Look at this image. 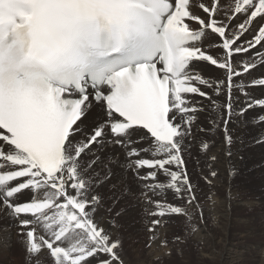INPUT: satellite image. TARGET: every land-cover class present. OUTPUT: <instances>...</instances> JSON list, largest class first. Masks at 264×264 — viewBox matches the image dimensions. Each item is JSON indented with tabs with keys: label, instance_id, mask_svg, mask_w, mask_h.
<instances>
[{
	"label": "snow or ice",
	"instance_id": "6c2138e0",
	"mask_svg": "<svg viewBox=\"0 0 264 264\" xmlns=\"http://www.w3.org/2000/svg\"><path fill=\"white\" fill-rule=\"evenodd\" d=\"M31 16V51L21 35L5 61L0 45V213L17 229L25 264H124L121 240L97 219L99 188L111 170L95 172L96 145L117 146L139 183L152 218L148 246L177 219L188 235L197 232V189L201 181L211 187L219 173L209 142L201 140L205 162L193 182L184 157L194 128L216 133L222 126L230 157L233 117L252 112L264 126V98L248 91L264 89V77L251 75L264 66V0L224 7L220 0H34ZM137 22L148 29L141 45L129 42ZM99 34L119 55L87 47ZM207 65L214 79L202 74ZM234 90L245 98L239 108ZM93 104L103 118L81 139ZM202 112L209 129L197 123Z\"/></svg>",
	"mask_w": 264,
	"mask_h": 264
},
{
	"label": "bare ground",
	"instance_id": "6f19581e",
	"mask_svg": "<svg viewBox=\"0 0 264 264\" xmlns=\"http://www.w3.org/2000/svg\"><path fill=\"white\" fill-rule=\"evenodd\" d=\"M204 2L207 3L208 0H204ZM229 2L230 0H220L222 7ZM23 10L32 13L34 10V4L28 8H23ZM201 15L205 14L201 13ZM220 18H223L222 14ZM233 23H237V21H234ZM189 24L193 29L198 27L195 22L189 21ZM246 36L250 38L251 33H247ZM23 41L24 45L28 46V41L26 39ZM205 50L212 52L215 51V49L208 48H205ZM202 74L211 79L216 77V71L213 70V66L211 65H207ZM251 75L255 77H264V66L255 69ZM248 91L254 98H264V89L250 88ZM196 99L202 100L200 97H197ZM217 99H220L223 104L224 101L221 98ZM244 99L245 98L240 91H233V104L236 108L242 106ZM204 103L207 104L208 102L205 101ZM255 111L258 112L259 109H256ZM252 115L253 113L250 112L246 117L239 119L233 117L232 122L228 125V131L232 137V148L236 153L235 154L231 151L232 155L228 160L226 159L228 163L227 161L225 163L222 158L224 156H222L223 151L225 152V148H227L223 139L222 126L221 130L216 133L211 131L201 132L197 131L195 128L193 130L195 139L191 142L189 152L186 153L184 157L187 161L188 172L190 176L193 177V182H196V177L199 175L198 169L203 167L205 162L204 157L200 152L201 140H207L209 142L210 152L208 155H215L217 157L215 168L219 173L218 177L213 180L211 187L202 181L200 182L196 195L198 201L203 203L201 206L203 220L200 221L199 215L197 214L195 222L198 225V231L187 237V240H189V243L191 242V244H193V247L196 248L197 246L198 251L196 260H199L198 262L201 261V264H247L243 259V245L244 240L247 238V234L237 232L235 235L231 233V229L236 223L247 225L249 220L252 221L254 219H251L252 217L249 218L247 214L245 216H240V212H236L239 213V216H236L234 214L236 209L242 211L247 209L255 210L257 204L264 205V191H260L261 189H264V177H261L264 174V166L262 164L264 161V143L258 142L264 140V138L256 137L257 139L254 140L250 131L254 130L255 132V130H258L261 132V136H264V126H261L257 120L252 119ZM102 118L103 112L98 106L93 104L86 117L83 118L81 133L78 134L80 138L83 139ZM216 118H219L218 115ZM197 123L200 127L209 129L211 125L208 113H200ZM2 131L3 130H0V132ZM92 151L95 154V157H99L95 165V172L103 176L111 170L110 178L99 188L102 196L103 193L104 196L103 205L99 209L97 219L103 226L110 230L113 238L118 237L121 240L122 247L129 250L127 254L128 256H124L121 253L124 264H156L158 262L155 260L159 257L167 258L175 251H180L181 249L174 251L173 247V238L179 236L183 229V225L179 219L174 223L166 225L165 228L158 229V240L151 246H148V233L146 232L148 225L146 222L152 218L145 212L146 205L141 197V187L135 180L131 170L126 167V159L122 154V151L117 146L111 144L105 146H93ZM194 160H199V164ZM229 169L233 170L234 174H245L247 170H250L251 174L245 176L246 179L247 177L249 179L248 181H245L249 185L238 183L237 186L235 179L236 175L229 176ZM254 175L259 176L258 181L253 179ZM247 186L251 189H255V191L250 194L247 190ZM238 188L240 190L237 193ZM29 195L30 194L22 197V200H27ZM173 203H175V201H173ZM242 213L244 212H241V214ZM255 214L258 215L257 220H264L263 212L254 213V216ZM253 221L255 222V219ZM205 223L210 224L211 228L209 229ZM218 224L222 227L221 230L219 229V232L216 233L217 231L215 228ZM2 228L4 229V232H2ZM210 230L212 231L211 234ZM165 238L169 242L168 246L160 247V241ZM18 239L17 229L14 223L0 213V246L6 257H14V261H16L15 264H19L18 260L21 259V256L19 255L21 250L23 253L21 243ZM15 242L18 245L14 248L13 244ZM257 246L259 247L262 245L258 244ZM253 247H251V249ZM17 249H19L20 253L17 252ZM257 249L258 248H256V250ZM182 251L180 252L183 253ZM169 252H171L170 255H168ZM259 252L261 257L264 256V245ZM14 253L18 254L15 255ZM23 254L22 256H24ZM261 257L259 258L261 259ZM257 258L253 256V261L250 264L258 263L257 260L259 259ZM260 264H263L262 261Z\"/></svg>",
	"mask_w": 264,
	"mask_h": 264
},
{
	"label": "rangeland",
	"instance_id": "374dc122",
	"mask_svg": "<svg viewBox=\"0 0 264 264\" xmlns=\"http://www.w3.org/2000/svg\"><path fill=\"white\" fill-rule=\"evenodd\" d=\"M251 131V134H252V137L254 138V140H256L258 137H260V138H264V136L262 135L261 136V132L260 131H256L255 130V132H254V130L252 131V130H250ZM257 137V138H256ZM232 146H233V144L231 145V148H232ZM226 149V148H225ZM231 151L233 152V153H235V150L232 148L231 149ZM226 151L224 152L223 151V154H222V158H223V161H225V163H226V161L229 159V156H227L226 154ZM236 154V153H235ZM227 159V160H226ZM195 161V160H194ZM198 160H196L195 162H197ZM191 162L193 163V161L191 160ZM227 163H228V161H227ZM263 166H264V161H263ZM240 165V164H239ZM251 174V172H250V170H247V172H245V174H234V175H236L235 176V179H236V185L238 186V183H242V184H245V185H249L248 183H246L245 181H248L249 179H248V177H247V179H246V177L245 176H247V175H250ZM261 177H264V174L261 176ZM233 178V177H232ZM257 178V179H256ZM244 179H246V180H244ZM253 179H255L256 181H258L259 180V176H255L254 175V177H253ZM240 189L238 188L237 189V193H238V191H239ZM247 190L250 192V194L253 192V191H255V189H251V188H249L248 186H247ZM260 191H264V189H261ZM236 195V194H235ZM263 195H264V192H263ZM103 196H104V193H103ZM113 200V199H112ZM111 200V201H112ZM199 204H200V207L203 205V203L202 202H199ZM113 205H114V203H113ZM113 205H111V206H113ZM115 206V205H114ZM263 209V210H262ZM258 210H260V211H258ZM249 213H251V214H249ZM235 213V215L236 216H239V213H236V212H240V216H242V215H248L249 216V218H251V219H255V222L252 220V221H248L246 224L247 225H240V224H234L233 226H232V231H231V233H233V234H237V232H243L244 234H247V238L244 240V247H243V259L246 261V263L247 264H250V263H252V261H253V256L255 257V258H257V259H259V260H257V262L258 263H256V264H260V262L262 261V263L264 264V258H262V257H264V256H262L261 257V255L259 254L260 252L259 251H261L262 250V248H263V245H264V220L262 221V219L261 220H257V217H258V215L257 214H255V216H254V213H261V212H263L264 213V205H260V204H257V208L254 210V209H247V210H239V209H236L235 211H234ZM241 212H244V213H242L241 214ZM253 214V215H252ZM248 216H246V217H248ZM208 223H205V225L206 226H208V228L210 229L211 228V225L210 224H208ZM183 225V224H182ZM222 225V224H221ZM219 226V227H218ZM218 226H216V228H215V230L217 231H215L216 233H218L219 232V229L221 230V227L222 226H220V224H218ZM184 229V230H183ZM183 229H182V233H183V235L185 236H183L182 235V233H180L179 234V236L184 240V243H180L179 245H181V246H179L178 245V243H174L173 245V247H174V251L175 250H180V251H182L183 253H181L180 251H178V252H174L173 254H171L170 256H168L167 258H161V257H159L157 260H155L156 262H158V263H156V264H201V261L200 262H198L197 260H196V255H197V251H198V248H197V246H196V248L195 247H193V244H191V242L189 243V240H187V237H188V234H186L187 232H186V229H185V227H184V225H183ZM1 230H3L2 232H4V229L2 228ZM212 233V231L210 230V234ZM250 233V234H249ZM186 234V235H185ZM182 235V236H181ZM252 235V236H251ZM254 235V236H253ZM19 240V239H18ZM17 242V241H16ZM14 243L13 245H14V248L18 245L17 243ZM176 244V245H175ZM262 245V246H257V245ZM177 246H179V247H181V248H179V247H176ZM195 246V245H194ZM254 246V247H253ZM251 247H253L252 249H251ZM123 248V250H122V255H124V256H128L127 254H128V252H129V250L127 249V248H125V247H122ZM256 248H258L257 250H259V251H257L256 250ZM23 249V248H22ZM187 250V251H186ZM255 250V251H254ZM184 251H185V254H184ZM17 252H19V249H17ZM254 252V253H253ZM20 253V252H19ZM24 253V254H23ZM23 253H22V250H21V253L19 254L20 256H21V259L20 260H18V263L19 264H23L25 261H24V259H25V252H24V250H23ZM171 253V252H170ZM181 253V254H180ZM15 255H17L16 253H14ZM22 254L24 255V256H22ZM8 255V254H7ZM260 255V256H259ZM257 256V257H256ZM259 257H261V259L259 258ZM161 258V259H160ZM13 259V260H12ZM160 260V261H159ZM21 261V262H20ZM8 263H10V264H15L16 263V261H14V257L12 258V257H6V255L4 254V251H3V249H2V247L0 246V264H8ZM25 264V263H24ZM224 264H227V263H224Z\"/></svg>",
	"mask_w": 264,
	"mask_h": 264
}]
</instances>
